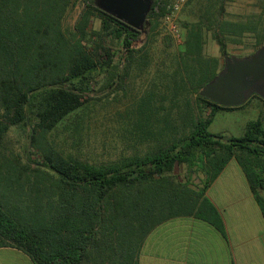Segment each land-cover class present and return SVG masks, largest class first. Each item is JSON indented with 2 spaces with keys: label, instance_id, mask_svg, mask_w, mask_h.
<instances>
[{
  "label": "trees",
  "instance_id": "obj_1",
  "mask_svg": "<svg viewBox=\"0 0 264 264\" xmlns=\"http://www.w3.org/2000/svg\"><path fill=\"white\" fill-rule=\"evenodd\" d=\"M77 1L0 0V141L11 126H31L35 150L34 159L5 160V176L0 173V247H15L34 264H138L144 238L164 220L194 215L222 230L204 193L231 158L243 167L264 215L261 119L248 122L239 137L213 134L208 127L216 112L232 107L199 94L221 70L219 58L204 53L207 34L223 56H232L227 42L255 52L264 44V2L258 13L231 19L224 0H198L195 18L185 21L182 46L163 74L165 88L141 97L139 115L149 121L140 120L137 129L153 147L90 163L42 139L83 108L98 81L105 78L102 88L122 82L145 46L134 48L141 31L102 11L95 0H83L75 25L65 29L64 16ZM167 3L152 1L146 39ZM93 19L98 29L91 28ZM247 34L251 39H244ZM118 47L123 56L117 57ZM252 96L259 95L246 102ZM168 98L171 105L165 106ZM26 184L34 201L25 204L18 196L10 207L6 194H29ZM36 201L45 203V211L33 212Z\"/></svg>",
  "mask_w": 264,
  "mask_h": 264
},
{
  "label": "rangeland",
  "instance_id": "obj_2",
  "mask_svg": "<svg viewBox=\"0 0 264 264\" xmlns=\"http://www.w3.org/2000/svg\"><path fill=\"white\" fill-rule=\"evenodd\" d=\"M170 1L168 0V3ZM188 1H191L190 5H185L186 0L180 10L172 15L170 21L164 19L167 13L166 7V12L150 39H146L148 31L146 24L145 32H140L138 38L132 43L134 48L145 46L141 52L144 55L137 57L133 68L128 71L122 82L117 81L110 87L102 88L103 83L106 81L105 78L98 81L94 86V90L90 92V97L83 108L53 130L46 132L42 141L53 144L67 157L90 163H106L117 160L123 155L136 152L143 153L150 150L153 143L141 138L143 132L141 133L137 129L140 120H149L142 117L143 115H139L138 108L143 106L141 97L145 91L165 88L164 81H162L163 74L172 64L176 52L182 46L185 21L188 20L187 16L194 19L198 12V0ZM205 2L208 3V0H205ZM263 2L264 0H224L225 14L231 19H241L249 14L258 13ZM83 4V0H78L66 12L63 19L65 29L68 30L75 25L84 7ZM90 25L92 29H98L99 21L93 19ZM172 26L176 31H173ZM244 39H251V37L247 34ZM226 50L228 55L232 56L252 54L251 48L230 42L226 43ZM204 53L208 56L218 57L221 69L223 68L224 56L220 53L217 43L209 33L205 39ZM120 55H124L123 48L118 47L117 57ZM123 64L124 62L121 60L120 65L123 66ZM254 100L255 97L252 96L248 101ZM164 105H171L169 98L165 100ZM174 110L172 109L173 113ZM237 116L240 118L243 116L247 120L250 119L248 113L241 115L234 112L218 111L213 124L208 127L209 131H222L226 135L233 134L234 137L243 135L246 129H239L237 128L239 125L234 123L240 121L235 120ZM144 123L145 121H142V124ZM148 131L145 133L146 136ZM32 136L31 126H11L8 129L0 141L1 175L5 174V160L13 159L16 155L20 157L22 162L27 157L35 158V150L31 146ZM261 159L263 160L260 164L264 165V156ZM30 166L32 169L34 162H31ZM25 188L28 192L27 184ZM28 193L26 194L24 191L22 194H16L13 189V191L6 194V201L10 207H13L15 200H19V196L21 202L30 204L34 201V195ZM44 204L42 201H36L33 212L39 214L42 212L41 210L45 211Z\"/></svg>",
  "mask_w": 264,
  "mask_h": 264
},
{
  "label": "crops",
  "instance_id": "obj_3",
  "mask_svg": "<svg viewBox=\"0 0 264 264\" xmlns=\"http://www.w3.org/2000/svg\"><path fill=\"white\" fill-rule=\"evenodd\" d=\"M218 111L250 114L248 120L239 115L235 118L240 120L234 122L239 129H246L247 123L255 119H261L264 128V98L261 96ZM213 121L214 118L210 125ZM211 133L226 135L222 131ZM230 135L226 136L234 137ZM259 194L264 196V189H260ZM204 196L217 211L222 230L194 215L164 220L144 238L137 256L138 264H264L263 211L243 167L235 158H231L209 184ZM0 264L34 263L21 250L4 246L0 247Z\"/></svg>",
  "mask_w": 264,
  "mask_h": 264
},
{
  "label": "water",
  "instance_id": "obj_4",
  "mask_svg": "<svg viewBox=\"0 0 264 264\" xmlns=\"http://www.w3.org/2000/svg\"><path fill=\"white\" fill-rule=\"evenodd\" d=\"M153 0H95L102 11L145 32ZM199 94L221 106H239L252 94L264 98V44L250 55L224 56L223 68L207 82Z\"/></svg>",
  "mask_w": 264,
  "mask_h": 264
},
{
  "label": "built area",
  "instance_id": "obj_5",
  "mask_svg": "<svg viewBox=\"0 0 264 264\" xmlns=\"http://www.w3.org/2000/svg\"><path fill=\"white\" fill-rule=\"evenodd\" d=\"M186 0H171L168 4H167V13L164 17V19L166 21H170L171 17L174 13H176L177 11L180 10V8L184 5ZM173 31H176V29L174 28V26H172Z\"/></svg>",
  "mask_w": 264,
  "mask_h": 264
}]
</instances>
